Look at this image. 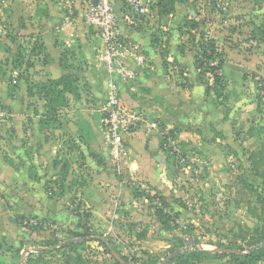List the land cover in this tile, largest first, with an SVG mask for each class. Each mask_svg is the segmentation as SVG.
<instances>
[{
  "label": "rangeland",
  "instance_id": "1",
  "mask_svg": "<svg viewBox=\"0 0 264 264\" xmlns=\"http://www.w3.org/2000/svg\"><path fill=\"white\" fill-rule=\"evenodd\" d=\"M186 2L207 12L202 25L213 19L219 22L215 29L233 31L222 35L230 48L244 53L253 48L264 54V47L260 46L264 42V25L255 12L259 8L258 0H232L227 13H218L206 1ZM180 19L174 16L170 25L175 27L169 28L165 23L169 22L167 16L153 15L146 26L133 23L145 29H150V22L152 28L157 23L154 31L150 30L149 40L163 60V77L173 89L189 88L190 80L184 74L185 66L177 64L175 59L167 62L170 52L184 46L182 54L186 55L189 48L195 58L200 53L198 45L203 38L200 35L209 38L204 31L199 35L190 32ZM2 27L0 20V37ZM9 32L8 38L16 46L9 47L0 38V155L17 171L27 172L26 167L30 179L42 184L44 196L59 202V213L68 210L74 221L58 224L43 218L23 217L18 213V202L10 204L9 198L4 197L7 192L0 187L2 207L11 212L8 218L4 215V223L0 225V264H20L21 258L31 264H115L125 262L122 256L131 264H234V256L245 253L248 237L260 224L254 214L264 208L258 199H264L263 180L254 174L250 162L251 154L264 144L262 76L252 78L257 89L252 92L245 77L251 72L248 69L239 68L236 71L239 74L234 76L237 79H233L223 74V65H228L225 63L217 72L221 80L215 83L210 71L196 68L205 88L206 109L201 104L199 110L208 114L200 125L188 123L171 128L166 127L161 117H155L157 113L150 112V100L154 96L150 97V87L141 86L139 106L148 121L157 123L161 130L177 129L169 146L159 150L161 153L156 151L160 161L150 155L149 181L130 172L129 143L126 158L121 162L127 171L112 161L99 113L102 99L91 95L90 87H86L88 81L80 75L79 54L74 53L72 64L79 76L78 95L64 93L68 103L56 105L54 115L37 88H33L31 95L27 92V87L46 82L43 65L47 54L39 41L33 43L31 37L14 30ZM219 53L208 64L215 66L219 59L224 63V54ZM146 55L144 67L148 64L155 67L154 61L149 62L150 54ZM255 62L262 65L259 63L262 61ZM92 67L101 83L103 78L95 61ZM172 96L180 99L182 94L172 92ZM167 105L164 102L159 106L168 108ZM184 130L189 133L182 137L180 132ZM153 135L160 141V132ZM1 180L2 177L0 184ZM26 180L21 171L13 174L7 184L17 185L16 189L21 186L20 191H24L31 184ZM153 180L171 183L170 193L162 195ZM241 181L254 189L244 188ZM15 195L12 191L8 196ZM249 207L255 211L252 213ZM79 240L80 244L67 245ZM99 240L108 247L105 249ZM40 249L48 252L38 253ZM195 249L224 255L199 256L193 253ZM179 251L185 255L176 257Z\"/></svg>",
  "mask_w": 264,
  "mask_h": 264
},
{
  "label": "crops",
  "instance_id": "2",
  "mask_svg": "<svg viewBox=\"0 0 264 264\" xmlns=\"http://www.w3.org/2000/svg\"><path fill=\"white\" fill-rule=\"evenodd\" d=\"M121 1L122 0H114L116 9L120 10ZM157 1L158 0H156V2ZM200 1L205 2L206 0ZM258 2L259 8H257L255 12L260 16L258 18L262 20V25H264V0H258ZM67 4H70L74 10V19L72 22L66 19ZM153 10V15H157V9L155 6ZM207 15L206 11L204 12V10L193 8L189 2H186V0H175V12L172 15L167 16L169 22L167 23L166 21L165 23L166 27L168 26L167 28L175 27L170 25L173 22L172 18L174 16L181 17L182 19H180V21H185L186 19L196 21L198 27L196 29L188 30L193 33L197 32L198 35L201 31H204L206 36L208 35L207 37L215 41L217 50L224 54L225 62L223 64H228L226 66L223 65V74L226 75V77L229 75L230 77H234L239 74L236 72L239 68L242 70L248 69L251 72L254 71L255 73H258L256 76L250 72L245 77L247 78L246 82L248 81V86L250 85V91H257L252 78L256 79L260 76L264 78V54L262 55L260 50L257 52L256 49L253 48L246 53H244V51L240 52L234 48H230L228 46L229 42L223 41L222 35L225 33L231 34L233 31L230 32L228 30L222 29L221 31L215 29L214 26L219 25V22L215 23L213 19L209 20L207 25H202L201 20L203 17L207 18ZM232 15L234 14H230V16ZM235 19L236 17L233 16L232 21L231 19L228 21L233 22ZM0 20H3V33L0 38L7 46H16L15 42L12 40L10 41L8 38L10 34L9 31L11 30H14V32H17L21 36L31 37L33 43H35V41L40 42L42 49L47 54V62L43 65L46 69V74L44 76L45 80L57 79L63 74L77 73V70L72 64H74L76 58L74 53L79 54V57L82 58L80 75L85 76L88 81V86L86 87H90L91 95H95L99 100L102 99L104 94L105 76L101 73L103 79L102 82L99 83L98 78L92 71V68L94 67H92V64L95 61V49L98 45V39L83 22L81 0H0ZM156 25L152 28L153 23L150 22V29H145L137 27V25L133 23L127 24L124 20L121 22L122 34L133 44L138 46L144 57L147 56L146 54H150L149 57L151 60H149V62L154 61L155 64V67H152V65L149 66V64L144 67L147 63V58L145 57V63L140 67H135L137 71L135 78L127 84L120 86L121 98L127 105L144 111L139 106L141 101L138 99V96L140 95L138 89L141 88V86L150 87V97L154 96V100H150V112L157 113V116L155 117H161L160 119L166 127L171 128L188 123L200 125L204 122L205 116L208 113L204 112L203 109H201V111L199 110L201 104L202 108L206 109L203 102L205 88L199 78V72L194 66L195 58L193 55H190L189 48L186 50L188 51L186 55L182 54L185 50L184 46L177 47L172 53L170 52V57L167 58V62L175 59L177 64L185 66L186 69L184 74L190 80L189 88L181 89L179 86H176V88L173 89V86L163 77V60L157 56L151 45V41L149 40L151 34L150 30L154 31ZM223 25L224 24H222V26ZM159 26L160 28L165 29V24L163 27L162 25ZM245 45L246 44L243 43V46ZM19 46L20 45L17 44V47ZM239 46L241 47V45ZM260 46L264 47V42L260 43ZM247 47H250L249 44H247ZM31 49H34V47ZM180 49L181 51L179 52ZM7 50H9V48H7ZM66 52L69 53L66 54ZM64 54H66V58H68L67 61H64L68 66L67 68L62 67V55ZM255 61H262L263 63L259 62L262 64L259 66ZM233 79H237V77H234ZM172 92H175V94L180 92L182 96H179L180 99H178L172 96ZM164 102L169 103V106L167 105L168 108L159 106L160 103L163 105ZM170 104H172V106ZM194 110L198 111V113H195ZM188 133L189 131L187 132L185 130L180 132L182 137L185 136L184 134ZM155 137V135L150 137L147 133L139 131L134 134L129 141L131 156L129 158L130 164L127 165L130 172L137 177L148 178L149 181H151L149 169L150 155H152L155 160L160 161L158 160L160 159V155L156 154V151L160 150L158 145L160 141ZM159 152L161 153V151ZM161 161L164 162V159ZM145 163H147L148 166H146ZM121 168L123 171H127L124 164H120V169ZM25 170L27 172H23V169L17 171L4 159L2 154L0 155V177L3 179L1 180L3 182L0 184V187H2L1 189H3L4 192H7L4 197H6V199L7 197L9 198V203L11 204L13 201H17L18 213L23 215V217L27 218L31 216L37 219H47L58 224L63 223L62 221L71 224L74 221V217L70 212L64 210L60 214L59 202L48 199L44 196L42 184L31 180L29 176L30 172H28L26 167ZM21 171L25 178H27L26 182L30 183L29 181H31V184L28 187H24V191H20L22 189L21 186L19 189L15 188L17 185L14 187H8L9 184L7 183L8 181L10 183L12 175H18ZM160 177H162V175H160ZM153 181L155 182V180ZM154 182L153 184L156 189L162 191V195L167 196V194L170 193L172 184L167 180L166 182L169 183V185H166V183L164 184V181L159 182V180H157V182ZM12 191L14 192V195L15 193L17 195L9 197L8 195L12 193ZM0 208V225H3L5 220L4 215L8 218L10 217L11 212L9 209L6 211L4 210L2 207V199H0ZM30 229L32 228L30 227ZM20 264H25L24 261H22V258L20 259Z\"/></svg>",
  "mask_w": 264,
  "mask_h": 264
},
{
  "label": "built area",
  "instance_id": "3",
  "mask_svg": "<svg viewBox=\"0 0 264 264\" xmlns=\"http://www.w3.org/2000/svg\"><path fill=\"white\" fill-rule=\"evenodd\" d=\"M206 1L218 13H227L232 2ZM153 8L154 0H122L120 10L116 9L114 0H81L83 22L98 39L95 49L96 69L105 76L104 94L99 107L100 119L106 144L110 148L109 154L112 161L119 165L126 156V144L139 131L147 134L160 132V138L165 139L163 148L172 140L167 128L161 130L157 123H150L142 110L127 105L120 95V86L133 80L137 73L135 67L145 63L138 46L122 34L121 22L124 20L146 26L153 15ZM66 19L70 22L74 19L70 4H67ZM173 149L177 151L175 146Z\"/></svg>",
  "mask_w": 264,
  "mask_h": 264
},
{
  "label": "trees",
  "instance_id": "4",
  "mask_svg": "<svg viewBox=\"0 0 264 264\" xmlns=\"http://www.w3.org/2000/svg\"><path fill=\"white\" fill-rule=\"evenodd\" d=\"M156 9H157V15L160 17H165L168 15H172L175 12V0H158L156 3ZM184 27L187 29H196L198 27V23L194 20H188L186 19L184 21ZM200 37L202 40L199 43L200 53L195 56V63L196 68L198 70L204 68L207 69V71H210L213 75V80L215 83L220 82L221 77L217 73L219 68L223 65V61L221 59L218 60L216 65H210L208 64L209 60H212L214 58L219 57V51L217 50L216 43L213 39L207 38L205 39L204 35L201 34ZM205 39V40H203ZM153 43V42H152ZM69 52H66L68 54ZM19 54V53H18ZM66 54L62 55V67L67 68L68 66L64 61H66ZM17 61V59L15 60ZM14 61V62H15ZM209 69H208V68ZM79 81V76L76 73H68L63 74L57 79H47L44 83H37L34 87H27L28 94L31 95L33 88H37L39 92L42 93V97L45 99L46 103L49 104V110L52 112V114H56V105L59 104H66L68 103V99L65 97L64 93H73L74 96L78 95V89H77V83ZM32 86V85H30ZM216 93V89H215ZM47 107V106H46ZM175 132H177V129L173 128L169 130L170 136L173 137L175 135ZM165 142V139H160L159 143V149L162 150L163 144ZM250 162H251V169L254 172L255 175L262 178L263 185H264V144L261 145V148L257 151L251 154L250 156ZM242 186L246 189H249L250 191L254 189L250 184L244 183L241 181ZM260 203L264 204V199L258 198ZM163 203L166 204L165 198L161 197ZM249 211L252 213L255 211L253 207L248 208ZM257 219H259L260 224L256 226V229L254 231V234L250 235L248 237L247 243H248V249L243 254H236L234 256V264H254L257 261H261L264 264V208L261 210L259 214H254ZM82 241H72L69 242L68 246H73L80 244ZM105 249L108 247L107 243L104 241H98ZM50 251V250H49ZM48 250L40 249L38 250V253H46ZM180 252V251H179ZM193 253L199 255V256H211V255H224L222 253H216V252H208L201 249H195ZM185 253L180 252L178 256H183ZM122 259L125 260L124 263L115 262V264H131L129 262H126V258L122 256ZM175 259V257H174ZM174 259L172 261H174ZM25 264H31L29 261H27ZM155 264V263H153Z\"/></svg>",
  "mask_w": 264,
  "mask_h": 264
},
{
  "label": "water",
  "instance_id": "5",
  "mask_svg": "<svg viewBox=\"0 0 264 264\" xmlns=\"http://www.w3.org/2000/svg\"><path fill=\"white\" fill-rule=\"evenodd\" d=\"M209 252V251H208Z\"/></svg>",
  "mask_w": 264,
  "mask_h": 264
}]
</instances>
